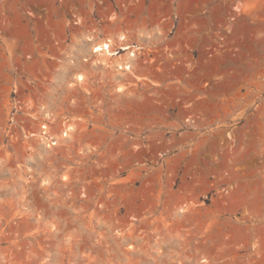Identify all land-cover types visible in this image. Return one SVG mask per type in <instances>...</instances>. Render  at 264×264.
Returning a JSON list of instances; mask_svg holds the SVG:
<instances>
[{"label":"rangeland","instance_id":"rangeland-1","mask_svg":"<svg viewBox=\"0 0 264 264\" xmlns=\"http://www.w3.org/2000/svg\"><path fill=\"white\" fill-rule=\"evenodd\" d=\"M76 4L64 3L48 21L32 20L50 32L60 28L65 50L83 54L73 32L83 26L75 23ZM198 5L172 33H184L180 48L201 49L200 63L186 56L142 73L135 61L142 80L98 68L86 83L93 96L71 87L76 73L88 77L89 64L48 57L47 67L33 68L46 74L34 83L24 79L28 57L1 68L0 264H264V0ZM147 26L116 17L101 30L115 36L128 28L150 53L169 52ZM201 37L206 44L195 41ZM216 46L225 49L212 65ZM152 74L157 82L148 81ZM13 80L20 85L15 98L36 95L40 108L54 112L56 146L39 144L37 134L10 141ZM70 95L76 103H67ZM63 111L74 129H63ZM36 114L15 117L37 130ZM183 199L194 209L175 214L171 206ZM49 224L55 227L44 239Z\"/></svg>","mask_w":264,"mask_h":264},{"label":"built area","instance_id":"built-area-1","mask_svg":"<svg viewBox=\"0 0 264 264\" xmlns=\"http://www.w3.org/2000/svg\"><path fill=\"white\" fill-rule=\"evenodd\" d=\"M68 1L71 0H0V11L3 14L0 18V50L2 57H0V71L2 67L17 68L20 61L28 57L31 59V63L24 67V79L34 83L35 81L43 80L42 78L46 74L40 69L33 68L47 67L50 64L46 60L48 57H57L60 61L67 59L72 65L76 66L77 64H89V66H92L90 71H88V67L84 68L85 71L87 70L85 73L88 74L86 80L83 82L82 80L74 81L71 87L76 88L81 86L84 89L83 93L93 96L91 87L86 85V83L94 79V76L90 73H93L98 68H105L101 67L102 65L99 63L96 64L98 51L94 52V48L92 49L91 47L92 44L108 40L104 44V47L109 46L110 56L119 57L123 61L122 58L127 54L132 66L135 61L140 66L144 61H149L152 58V54L150 53L151 45L146 44L144 41L141 43L133 40L130 37L131 30L122 28L119 34L111 36L108 35V32L103 33L101 30L103 23L106 26L112 25L113 18L116 17L123 19L140 18L145 19L148 23L146 28L149 34H172L173 30L177 29L178 23L181 22V15L185 19H188L189 12L195 11L197 6L199 7L198 4L222 0H75L77 3L75 9H73V15L77 17L75 23H82L83 26L73 32L78 37H81V41L84 42H81L78 46V48L86 50L85 52L83 51V54L77 51L72 53L66 51L64 46V31L61 34H58L61 31L60 28H57L56 32L53 29L52 32L47 31L48 27L43 23L49 20L47 19L49 16L56 13L62 14L65 11L63 4ZM227 1L234 2L235 0ZM187 4H191L189 11L186 9ZM35 6L41 8V12H35L33 10ZM5 11H7V14ZM193 15L190 12L189 18ZM43 17L45 20H43L41 27L36 28L35 21L32 18L39 19ZM196 17H199V14H196ZM86 20L90 21L87 23ZM164 21H170L169 25H159V22L163 23ZM152 23L156 25L153 26L151 25ZM47 24L50 25V22H47ZM186 27L190 28V26ZM56 35H58V38H55ZM83 35L84 37H82ZM43 40L47 41V43H43ZM3 57L6 59L5 62L3 61ZM12 85L13 98H15L17 92H20V85H15L14 80L12 81ZM76 99L75 95H70L67 98V103L74 104L76 103ZM37 102L36 95H32L25 100H21L19 97L14 99L12 117L10 118L8 127L10 141L17 143V138L20 136L27 138L34 137L37 134L39 142L42 145L48 148L56 146L59 139L52 134L54 112L48 108H40ZM28 103H30V107H28ZM35 103L38 104V108L35 106ZM18 112L30 116L37 112L36 118L39 117L42 120L37 130H33L25 125L23 123L24 117L19 122L15 117ZM62 114L64 115L63 122L68 121L65 111ZM21 130L22 134L20 133Z\"/></svg>","mask_w":264,"mask_h":264},{"label":"bare ground","instance_id":"bare-ground-1","mask_svg":"<svg viewBox=\"0 0 264 264\" xmlns=\"http://www.w3.org/2000/svg\"><path fill=\"white\" fill-rule=\"evenodd\" d=\"M236 8V9H235ZM234 9L236 10V11H239V12H241V10H242V7H240V6H236V7H234ZM82 35V34H81ZM108 41V40H107ZM107 41L106 40H102L101 42H98V43H95V44H92L91 45V47H92V49L94 48V52H97L98 51V54H97V58H96V64H101L102 66L101 67H103V68H105V69H108V68H110V67H113V71H115V72H113L114 73V78H118V77H120V76H122L125 72H129V73H131V74H133L134 76H135V78L136 79H138V80H142V77L141 76H138V75H136L135 73H134V71H132V64H131V62H130V59H129V56L127 55V54H125V57H123L122 59H123V61L122 60H120L121 58H114V57H112V56H110V50L108 49L109 48V46L107 45L106 47H104V44H106L107 43ZM84 43V42H83ZM196 65H198V64H196ZM85 66V65H84ZM86 67V66H85ZM64 70H65V68H63V73H64ZM126 74V73H125ZM74 79H75V81H77V80H82V82L84 81V80H86V74H84V72H83V74L82 73H76L75 74V76L73 77ZM155 83V82H154ZM117 88V90H121L122 89V87L119 85V86H117L116 87ZM28 102H30L29 100H27ZM28 105V107H30L31 105H30V103H28L27 104ZM40 105H42L41 107H43V108H46L45 107V105L42 103V104H40ZM195 109V108H194ZM42 122V121H41ZM40 122V123H41ZM39 123V124H40ZM64 124V128L63 129H65L66 131L67 130H72V129H74V127H73V123H71V122H69V121H66V122H63ZM66 124V125H65ZM63 129H62V131L60 132V134H61V136L62 137H64V136H67L66 134H67V132L64 130L63 131ZM53 134V133H52ZM54 135V134H53ZM55 136V135H54ZM57 138V137H56ZM41 142H39V144H40ZM41 145H42V143H41ZM66 177V175L64 174L63 175V178H65ZM218 182V181H217ZM69 192H71V191H69ZM184 196V195H183ZM180 197L182 198V196H179V199H180ZM186 197H189V196H186ZM195 205V202L193 201V200H185V199H183V200H179V201H176V205H172L171 206V211H173L175 208H176V211H175V214H176V212H180V213H182V212H185V211H187V210H192V209H194V206ZM41 206V205H40ZM50 206V205H49ZM48 206V207H49ZM42 207H44V206H42ZM46 207V206H45ZM37 209V208H36ZM39 209H41V208H39ZM43 209H45V208H43ZM51 209V208H50ZM38 210V209H37ZM47 210V209H46ZM38 211H40V210H38ZM34 212V211H33ZM43 212V211H42ZM49 212V211H48ZM52 212V211H51ZM50 212V213H51ZM38 213V212H37ZM37 213H36V215H34L33 217L35 218V219H37V220H39L38 219V217H37ZM40 214H44V212L43 213H40ZM40 214H38V215H40ZM57 215V214H56ZM44 216H45V214H44ZM41 218H43V217H41ZM40 218V219H41ZM49 218V217H48ZM57 218H55V220H56ZM12 220V219H11ZM49 220H50V218H49ZM117 220V219H116ZM14 221H15V219H14ZM17 221V220H16ZM51 222H54V221H52L51 220ZM121 222V221H120ZM11 223V222H10ZM56 223V222H55ZM59 223V222H58ZM57 223V224H58ZM128 224H129V222H127ZM9 226H10V230L11 229H13L14 227H13V225H11V224H8ZM16 224H14V226H15ZM47 225V224H46ZM52 226H54L53 224H49V226H46L45 228H46V232L44 233L45 234V236H43V238L45 237H48V235H49V233H51V232H53L51 229H53V228H51ZM57 226V225H56ZM59 226V225H58ZM16 227V226H15ZM55 227V226H54ZM70 227V226H69ZM63 228V227H62ZM156 228V227H155ZM57 229H59V228H57ZM56 229V230H57ZM60 230V229H59ZM154 230V232H156L155 231V229H153ZM63 231V230H62ZM66 231V230H65ZM68 231V230H67ZM6 232H9V233H11L10 231H5V233ZM16 232V231H15ZM158 232H160V231H158ZM4 233V234H5ZM13 233V232H12ZM6 235H8V233H6ZM57 236H59V235H57ZM155 236H156V234H155ZM1 237V236H0ZM7 237V236H6ZM42 238V237H41ZM44 238V239H45ZM155 238V237H154ZM50 239V238H49ZM156 240V239H155ZM43 241V240H42ZM51 241V240H50ZM157 241V240H156ZM39 242V241H38ZM41 242V241H40ZM24 244V243H23ZM259 246V244H257L256 243V246ZM253 247H255L254 245H253ZM259 252V251H258ZM6 255V254H5ZM4 259V258H3Z\"/></svg>","mask_w":264,"mask_h":264},{"label":"crops","instance_id":"crops-1","mask_svg":"<svg viewBox=\"0 0 264 264\" xmlns=\"http://www.w3.org/2000/svg\"><path fill=\"white\" fill-rule=\"evenodd\" d=\"M155 35L156 34H154V36ZM160 35H162V34H160ZM160 35H156L155 38L158 39V40L164 41V44L168 45V48L170 49V51L167 52V51H163V50H160V49H156L155 51H152L151 52V54H152L151 57L152 58L149 61H144L142 64H140V71H142V73L146 72V68H149V67H156L157 65L165 67V66H170V64H172V63L175 64V62L179 63V62L183 61L186 56L188 57V60L190 62H193V61L196 62L202 57V56H200L201 49H198V50H185V49L179 47L177 42L181 41L180 39L184 35L183 32H181V31L177 32L176 31V32H174L172 34H167L166 37H163V36H160ZM200 39H197V40L195 39V41L196 42L200 41V42H202V44H206L207 43L206 39H203L202 37ZM215 48L213 47L214 50L211 51V54L214 57L213 61H212V65H217L218 64L219 58L216 56V54L219 53L220 51H223V49H225V48L222 49L219 46H216ZM200 62H202V61L199 60L198 63H200ZM198 63H195V65L198 64ZM149 77L150 78H148V81L151 82V80H153V81L157 82V80H155V79H158L156 74L155 75L152 74ZM144 78H146V77H144Z\"/></svg>","mask_w":264,"mask_h":264}]
</instances>
